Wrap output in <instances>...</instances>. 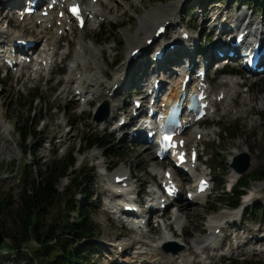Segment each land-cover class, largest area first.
<instances>
[{"label":"rangeland","instance_id":"1","mask_svg":"<svg viewBox=\"0 0 264 264\" xmlns=\"http://www.w3.org/2000/svg\"><path fill=\"white\" fill-rule=\"evenodd\" d=\"M110 1L101 0L100 3L109 6ZM120 1L116 3L120 8L112 11L109 19L106 20L103 18V21L99 19L97 23L88 26L86 38L84 35H80L82 30L78 31L74 26L75 36L69 35L61 39L58 47L59 54L55 57L58 61L57 68L50 75V79L48 75L44 76L43 74L39 79L29 81V74L27 73H31L32 64L22 74L13 71L9 74L0 66V113L5 123L10 126L9 136L4 134L2 129H0V195L8 197L12 203L18 202V195L22 190L19 180L23 174L24 164L38 163V167H41L45 164H51L54 161L65 159L71 150L83 151L84 141L95 134H101L105 136L104 139L109 141V147L105 151L94 149L85 155H80L78 152L74 153V157L77 159L74 171H80L82 168H93L95 171V184L90 189V193L95 198H92L91 194L86 197L82 195L77 196L85 206L83 209L89 212L88 216L90 220L98 227V235L93 239L97 250L89 256L88 262L90 264H106L107 259L110 258V253L103 249H101L100 253L99 247L101 243L109 242V240H112V242H115L113 240L126 242L129 246V253L134 252V246L131 244V238L133 237L132 231H127L122 225H115L111 219L115 217L109 213L111 211L109 203H111L114 197L112 191L113 181L111 180L106 183L108 177L105 175L109 174V176L113 177L120 169L129 168L135 177L133 181L135 194L133 197H137L139 192H141V198L144 201L148 198L146 193L152 190L151 185L154 186L158 185L159 182H163V175L154 176L152 172L156 166V160L154 156L153 158L151 156L152 153L153 155L155 154L154 150L152 149L151 154H148V159L143 160L141 156L147 153V151H150L146 147L147 145L145 143L130 142L131 126L123 130L126 138H122L120 133L112 135V127L120 119V115L105 124H99L96 120L100 106L107 99H110L109 91L106 90L108 85L111 83L114 75H117L121 71L120 68L127 62L130 51L133 49L130 47L129 40L135 38L137 35L144 36L143 27L141 28L142 31L139 32L140 19L149 13H153L154 9L159 7L167 8L172 5L170 9L172 11L176 6L177 10L181 6L180 24L175 29L170 27L168 35L159 40L151 51H154L160 43H167L173 39L177 30L183 32L184 27H189L195 29L191 32V36L196 38L195 40L199 42L204 52L207 51V54L210 52L208 47L212 45L217 35L214 32H218L217 30H219L210 28L213 27V19L211 18L213 15L219 14V12H229L234 20L241 16L245 17L241 20L240 24H246L250 20V16H252L253 21L261 22V20H264V5L255 6L253 0L211 1V3L214 1L217 2V5L219 4L220 7L211 5V3L206 4L207 1L204 2L202 0H185V2L183 0L180 5H177L180 0H163V2L156 0ZM129 3L131 6L128 7ZM175 3L177 4L175 5ZM214 6H216V10L212 11L208 17L209 22L206 24L207 26L205 25L206 28H204L202 24L206 19L202 14L203 8H205L207 14H210ZM101 7L103 8L102 5ZM236 8H240V12L237 14L235 13ZM223 17L221 16L220 21L224 22ZM216 23L218 24L219 22ZM227 23L230 24L231 22L228 21ZM59 24L54 26V33L59 27ZM13 25V31L15 30L20 33L25 29L21 23ZM111 25L118 26L119 31L110 36L109 42H103L106 38L103 35V31L104 29H109ZM202 27L206 30H203ZM205 33H208V38L204 37ZM28 34L26 35L27 38L30 37ZM35 34L36 31L34 32ZM62 34L63 30H60L58 35L62 36ZM78 37H84L85 39L83 38L84 40L82 39V42L93 48L89 52V55H84V59L86 58L85 60L89 61V58H92L95 60L98 63L96 66L99 74L95 71L97 77L104 75L101 79L98 77L100 79L99 81L103 83V86H99L98 90L103 88L102 90L105 92L91 106H87L85 103L81 104L85 99H82L81 103L76 99L75 95L79 94V90L77 92H70L63 99H57L58 93L65 87L70 67L75 62H78L76 58L77 50L80 48ZM216 47H218L217 43L213 48V52H215ZM151 51L148 54L150 59L153 57ZM67 54V58L64 57ZM193 54L196 61L199 62V53ZM225 63L228 62L225 61ZM213 68L208 75V84L212 88L213 95H217L221 89H226V92L230 91L232 88L229 85L224 87L222 84H225L223 83L225 79L232 78L244 83L240 88L243 93L239 96V100L241 102L248 100L249 105L246 106L247 103L242 102L238 104L237 108L227 112L228 94H226L223 101H219L220 99L217 97V105L211 111L213 113L212 119L207 117L204 123L199 126H194L191 129L189 128L184 134L185 136L188 132H192L198 128L206 133L211 131L216 133L213 136L203 137V139L199 140L198 145L196 144L201 154L198 165H200V162H204L201 164L204 165L201 169L206 173H210L214 180V185L213 190L208 192V197L202 201V203L204 202L203 204L199 203L190 208H183L184 212L185 208L188 209L190 214L188 217V225L184 230V236L181 237L180 242L186 243L188 246L192 242H197L196 240H203L206 234L204 229L209 218L224 215L228 211H234L225 205L218 204L225 196V193L230 191V185L234 178L241 181L244 177H257L264 166V128L262 118L264 113V76L252 77L247 75L237 63L233 62L229 64L226 70L234 72L230 73L235 74L234 76L217 75L214 72L215 67ZM88 73L90 71L86 72V74ZM138 77L141 78L140 75ZM152 81L153 77L150 78L148 84ZM136 91L144 93L141 89L138 90L136 87L132 89L131 87L129 90L121 93L117 101L114 100L117 103L116 112H123L121 108L126 106L127 116L130 115L129 111L132 109ZM248 109L251 110V113L249 112L250 114L245 115L244 112ZM242 112L245 116L241 114ZM28 117H34L35 123L37 122L36 130L41 134L39 140H30V155L24 154L21 150L25 146L21 144V138L18 135L17 129L19 125H24ZM142 137L145 138V133ZM187 144H189V147H193L192 143ZM235 146L240 147L242 154L249 155L251 159L250 168L242 174L239 173L237 177L234 176L233 170H236L232 167L233 162L239 156L235 154ZM109 149H112V151H109ZM110 166L111 169L109 170L108 168ZM171 167L172 165L169 161H166L163 163L162 170L166 171L167 169H171ZM73 173L75 175V172ZM183 179L182 176V189L184 190L181 191L180 201L164 211L165 219L172 216L178 205L180 209L183 204L187 203V191L189 188L193 189L195 187L192 181ZM222 180L223 183H221ZM220 184L223 185L221 186ZM69 185L70 179H63L58 190L63 192ZM234 186H237V184ZM255 187H261L263 189H254ZM245 194L246 196L254 195L255 200L245 208L244 214L238 218L235 225L228 224L229 229H223L219 233V235L223 233L226 238L224 243H218L222 246L220 248L221 250H208L205 255L208 256L210 254L213 259L204 262L202 257L197 256L195 253L193 254V249H189L190 253H192V256L189 258L190 264L264 263V221L258 217V213L253 215V211L255 212L253 208L264 205V182L257 181V179L251 181ZM67 198L66 195L61 197L60 205L53 210L50 215L51 218L48 219L49 223L55 217L65 218L67 217L66 215L74 219L75 214L73 212L66 214L65 202ZM243 199H241V205ZM91 203L92 210L88 211L87 206L91 205ZM215 206L218 209L217 212L213 211ZM0 223L6 231L10 232V237L1 245L3 247L0 250V264H35V260H29L33 250L24 246L25 242L23 241V236L20 234L18 222L0 217ZM155 225L157 226L155 223L152 228L155 229ZM159 231L160 228H156V234L153 235V237H156L155 239L159 237ZM235 236L238 239L232 241ZM244 243H248V245ZM16 244H20L19 252L13 248ZM30 245L36 246V243L32 242ZM237 245H241V248L237 249ZM78 246L79 243H76L75 247ZM165 246V250L168 252H173L178 248V245L173 244ZM108 248L110 249V246Z\"/></svg>","mask_w":264,"mask_h":264},{"label":"bare ground","instance_id":"2","mask_svg":"<svg viewBox=\"0 0 264 264\" xmlns=\"http://www.w3.org/2000/svg\"><path fill=\"white\" fill-rule=\"evenodd\" d=\"M120 0H111L109 6H105L104 3H100L101 0H98L96 4L91 3V0H78V2L82 3L84 17L86 18L87 22L85 25L84 30H80L78 27V24L74 22L73 19H59L58 14L63 12L61 9L57 10L55 14H51L50 19L46 21L41 26H38L39 19L36 18L33 19H27L25 22H21L18 17H16L14 14H11L10 12L4 11L3 7H11L13 9H17L19 7V2L17 0H0V46H3L8 43H14L17 40H25L29 42H34V47L31 50H34L36 52V57H33V64L32 71L29 74V81L31 80H37L39 77H41L43 74L44 76L48 75L50 79V75L53 73L54 70L57 68L58 61L55 59V57L59 54L58 53V47L60 45L61 39L66 36H75V27L80 32V35H84L86 38L87 35V29L90 24H95L100 21H103L105 18L106 20L111 17L112 11H115V9L120 8V6L116 5ZM123 1V0H121ZM120 1V2H121ZM183 0H180L179 3H175V5H180ZM190 1V0H188ZM136 2V1H135ZM134 2V3H135ZM178 2V1H177ZM185 2V0H184ZM49 4V3H48ZM47 4V6H48ZM103 6V8L101 7ZM105 6V7H104ZM131 6V4H128V7ZM172 6V5H171ZM171 6L169 7H159L154 9L153 13H149L148 15H145L140 19V26H139V32L142 31L143 27V33L144 36L137 35L135 38H131L129 40L130 47L133 48L130 51V55L127 59V62L124 63L123 67H121V71L114 75L111 83L108 85V88L106 90L109 91V94L112 92H115L114 95L111 94L110 99H107L109 102V118L101 123L105 124L108 123L111 119H113L116 116H121V118L117 121L115 125L112 127V135H115L116 133L121 132L122 129H120V122L122 120H125L127 122L124 127H127L129 125V117L127 116V109L125 107H122L121 110L123 112H116L117 111V103L114 102V100H118V96L129 90L133 85L135 84H141L145 83L146 85L144 87L147 88L146 93H141V101L143 103V106L140 108V113H144V107L147 104H150V98L148 95V90L153 89L154 82L157 78L160 79V73H170L171 74V81L170 86L167 90L171 91L168 100H175L178 105L181 104L180 96H184L187 98L190 94H193L198 88L200 87L199 83H196L192 85V89L189 91H181L180 90V84L181 81L184 79V75H178L177 73L172 70V62H175L176 65L181 67H187V63L190 65L193 70L196 69L198 63L195 59V57L190 53V50H195V53H200L201 46L198 41H196L194 36H190L188 40H185L182 38V35L184 31H176V35L167 43H160L158 45V48L156 51L153 52L155 54L157 51L164 52V57L160 62L153 61V59H150L148 56V53L152 50V48L155 46L156 43H158V40H155L150 46L148 45V40H152L155 37V34L157 30L163 26L167 25L169 27H172L175 29L180 24V8L177 10V6L172 11ZM174 6V5H173ZM217 6V5H216ZM173 8V7H172ZM183 8V7H182ZM22 10V9H19ZM12 12V11H11ZM117 12V11H116ZM55 15V18H54ZM114 15V14H113ZM203 16L205 19H208L207 11L205 10L203 12ZM221 14L216 19L219 20ZM250 21H252V16L249 17ZM216 21L213 23V28L215 29H221L222 33H226L231 31L232 26L229 23H224L223 21H220L218 24ZM264 24V20H261ZM21 23L25 29L21 31L20 33L17 31H13V24ZM61 23V25L56 29V32H53L54 25ZM235 24V23H234ZM260 25V23H258ZM75 26V27H74ZM207 26V25H206ZM60 30H63L62 36H59L58 33ZM36 31V34L34 35V32ZM25 32L24 34H21ZM27 33L30 35L29 38L26 37ZM258 34L257 32H255ZM138 34V33H137ZM168 33H165L164 36H166ZM79 35V36H80ZM163 36V37H164ZM143 37V39H142ZM84 37H78V40L80 41V48L77 50V56L78 62H75L74 65H72L69 69V75L66 79L65 87L62 89L58 95L57 99H63L67 97L70 92H77L80 91L77 95L76 93V99L81 103L82 99H85L84 102L87 106H91L97 99L102 95L105 91L104 90H98L99 86L102 87L103 83L99 80L104 77L98 76L97 74V66L98 64L95 60L92 58H89L88 60L84 59V55H89V52L92 51V46L86 45L84 42H82ZM161 38V36H160ZM159 38V39H160ZM83 39V40H82ZM220 41V40H219ZM218 42V41H216ZM170 45H174L175 49L171 50ZM215 47V43L211 45V48ZM218 47H221L218 46ZM12 49V48H11ZM135 50H141V54L136 59H133L131 53ZM87 52V53H86ZM83 54V57H82ZM29 56V55H28ZM68 54L64 57L67 58ZM30 57V56H29ZM184 59L186 60V63H184ZM168 64H170L168 66ZM30 65L24 64L23 66H18L19 73H23L25 69H28ZM182 68V69H183ZM87 71H90V73L86 74ZM97 71V74L95 73ZM39 72V74H37ZM103 74V73H102ZM141 76L139 78L138 76ZM151 77H154V81L151 82L149 85L147 84ZM228 78V77H227ZM19 79V78H18ZM108 80V79H107ZM164 82V80L162 79ZM60 82V81H59ZM161 84L160 94L163 92V90L166 87L167 83ZM99 83V84H98ZM222 83V82H221ZM225 84H222L224 87L230 86L232 88L230 91L226 92V89H221L217 95H213L212 88L208 86L206 93L209 95L207 102L210 104V108L208 109V115L207 117L211 118L213 117V113H211L212 109L217 105V97L224 96V99L226 97V94H228V100H227V112H230L234 108L238 107V104L242 102H246V106L249 105L248 100L240 101L239 96L242 95V91L240 90L241 86L244 84L240 81H237L235 79H225ZM221 85V86H222ZM150 86V87H149ZM143 91V90H142ZM141 92V91H140ZM165 93V92H164ZM163 93V94H164ZM214 96L216 97L214 99ZM162 104H168V102L163 98L160 99L158 102V105ZM245 104V103H244ZM134 105L132 104V108ZM242 111V110H241ZM245 111V110H244ZM243 111V112H244ZM129 112H132V109H130ZM243 112L241 114H243ZM251 113V110L248 109L244 112L245 115L248 113ZM249 113V114H250ZM243 114V116H245ZM186 120L185 123L187 125L195 126L194 117L193 116H185ZM62 125V124H61ZM143 123L139 125L138 128H135L134 130L138 132V140L136 143H145L150 150L149 152L143 154L141 156V159H148V154H151L152 149L154 148V145L147 142L146 139L142 137V134L144 133ZM122 127V128H124ZM0 129H2L3 133L6 135H10V126L5 123V121L2 118V114L0 113ZM152 131H155V128H152ZM201 134L203 137H209L210 135L213 136L216 133L211 132H203L199 128L196 129L194 132H188L187 135L183 136V139L186 140L187 143H192L193 146L198 144L197 135ZM235 154L240 155L242 154V151L240 147L235 146ZM152 158L154 156V159L156 160V166L153 169V175L159 176L163 175V181H166V178L164 177L165 172L163 169V163L160 161H157L156 155L153 153L151 154ZM151 159V158H150ZM203 164V163H202ZM185 169L188 172L179 171L176 169H172V179H174L178 185L182 189V176L184 179L192 181L194 184L196 183V186L194 187V190L192 191L191 188L188 189V192L193 193V200L190 201L188 198H186V204H183L181 208L179 209V205L176 208V211L173 212L171 217H168L165 219L163 217L162 219H159L153 224H157L156 228H160V231L158 233L159 237L155 239L156 237H153L154 234H156V228H152L153 224L152 222L149 223L148 229H142L137 226H130L129 224H125L121 219H119L118 215L114 212L115 207L118 209L122 208L121 215H126V217H132L133 215H127L125 212H123V209L126 207L130 209V212H127L129 214H134V206L130 204L129 202L132 200V191L134 187L133 179L135 178L129 168L126 169H120L116 172V174L112 177L109 176V174H106L105 176L108 177L106 180V183L108 181H113L115 183V179L117 177H122L123 182L119 184H113L112 185V191H113V198L111 203L109 205L111 206L110 214L114 215L115 217H112V221L115 223V225H122V227L129 229L133 233V237L131 238V244L134 246V252L132 251L129 253V246L126 242L123 241H117L113 240L115 242H112V240L109 242H103L100 244L99 250L101 253V249L104 251H108L110 253V258L107 259L106 264H190V256H192V253H190L189 249H193V254L195 253L197 256L202 257L204 259V262L210 261L213 258L210 256H206V252L208 250L214 251V250H221L218 247L220 245V235L217 234L216 231H222L223 229H229L228 224L235 225L237 223V220L239 217H241L243 213V209L245 206H247L250 202L249 197H247L244 201H242V205L239 209L234 211H228L224 215L220 216H214L209 218L207 221L205 231L206 234L204 235L202 239L196 240L197 242H192L191 245L188 246L186 243H181V237L184 236V230L186 229L188 225V217H189V210L185 208V212L183 211L184 207H192L194 205H198L199 203H202V201L208 197L207 194L198 195L196 193L197 191V184L202 179L201 176L205 175V171H203L202 166L204 165H195L192 166L191 164L184 165ZM111 169V166L108 168ZM124 170V171H123ZM126 170V171H125ZM119 172V173H118ZM234 176H238L239 174L233 170ZM140 179V178H139ZM183 179V180H184ZM254 189H263L261 187H255ZM108 190V189H107ZM109 191V190H108ZM150 193V196L147 198L148 203H152L156 210L160 208V206L163 204L161 201V197L158 191H154L153 189L148 191ZM139 201L143 203V199L141 196L138 197ZM157 199V200H156ZM204 203V202H203ZM202 203V204H203ZM181 204V203H180ZM135 217V216H134ZM134 219V218H132ZM139 222V220H138ZM158 231V230H157ZM154 239V241H152ZM238 237L235 236L232 241L237 240ZM110 243V244H108ZM175 243V244H173ZM92 247L95 245L94 241L90 240L88 242ZM179 245V249H175L178 254L173 255L170 252H166L163 248L165 245ZM245 245H248V243H244ZM184 245V246H183ZM110 246V249L107 247ZM241 248V245H237V249ZM91 253H95L97 249L95 247L91 248ZM174 250V251H175ZM134 255V256H133ZM204 256V258H203ZM160 258V259H159ZM195 262V260H193ZM200 262V261H199Z\"/></svg>","mask_w":264,"mask_h":264},{"label":"trees","instance_id":"3","mask_svg":"<svg viewBox=\"0 0 264 264\" xmlns=\"http://www.w3.org/2000/svg\"><path fill=\"white\" fill-rule=\"evenodd\" d=\"M156 1L163 2V0ZM202 1L210 2L212 0ZM253 2L255 6L264 5V0H253ZM118 31L119 27L114 25H111L109 29H104L103 35L106 38L103 42H109L110 36ZM262 118L264 128V113ZM17 129L21 144L25 146L21 150L24 154L30 155V140L35 141L41 138L40 132L36 130L37 122L35 123L34 117H28L24 125H19ZM104 137L101 134L92 135L84 141L83 151L71 150L67 158L54 161L51 164L41 167H38V163L24 164L23 174L19 180L22 190L18 195V202L12 203L11 199L0 195V217L18 222L20 234L25 242L24 246L33 250L29 260H35V264H90L88 259L92 255L91 248L95 247L96 249V246L92 247L88 242L96 238L98 227L90 220L89 212L83 209L85 206L77 196L86 197L91 194L90 189L95 184V171L93 168L74 171L77 163L74 153L85 155L94 149L105 151L109 147V141ZM121 157L124 158L123 155ZM63 179H70V185L60 192L58 187ZM256 179L264 182V166L257 177H244L239 181L232 191L225 193L218 204L225 205L232 210L237 209L250 182ZM65 195L68 197L65 202L66 214L73 212L74 219L66 215L65 218L55 217L49 223L48 219L51 218V213L60 205L61 197ZM91 197L93 198L94 195ZM254 209L253 215L258 213V217L264 221V205ZM87 210H92V203L87 206ZM217 210L215 206L213 211L217 212ZM0 229L6 238L10 237V232L6 231L1 223ZM32 242H35L36 246L30 245ZM76 243H79L78 247H75ZM13 248L19 252L20 244L14 245ZM233 264L239 263L234 262Z\"/></svg>","mask_w":264,"mask_h":264},{"label":"water","instance_id":"4","mask_svg":"<svg viewBox=\"0 0 264 264\" xmlns=\"http://www.w3.org/2000/svg\"><path fill=\"white\" fill-rule=\"evenodd\" d=\"M108 117H109V103L107 101H105L103 103L102 107L100 108L98 115L96 116V120L98 123H100L102 121L107 120ZM250 166H251V159H250L249 155H247V154H242V155L238 156L235 159L234 163L232 164V167L235 168L241 174L246 172L250 168ZM5 240H6V237L3 233V231L0 229V246L3 245ZM179 248H181V247L178 246L177 249H179ZM173 253L177 254V251L175 250V251H173Z\"/></svg>","mask_w":264,"mask_h":264}]
</instances>
